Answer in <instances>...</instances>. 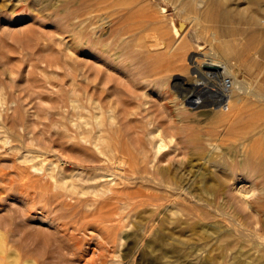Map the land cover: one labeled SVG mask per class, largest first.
<instances>
[{
    "label": "rangeland",
    "instance_id": "obj_1",
    "mask_svg": "<svg viewBox=\"0 0 264 264\" xmlns=\"http://www.w3.org/2000/svg\"><path fill=\"white\" fill-rule=\"evenodd\" d=\"M15 1L0 0V264H83L74 249L76 242H80L82 250L86 243L94 248L106 247L108 258L112 261L108 264H130L131 261V264H264V249L262 247L260 250V245L254 239L258 232L264 238V232H261L264 231L261 230L264 224L259 222H264V216H255L256 212L247 205L253 196H264L259 190H253L259 189L260 183L264 184L262 172L256 175V172L247 169L243 173L253 176L252 179L248 176L244 178L245 175L241 174L235 182L218 188L205 169H199L195 175H187L196 187H192L189 200L193 201V193L200 190L196 198H201L203 194L207 198H202L205 203L215 209L209 211L208 221L196 220V216L191 217L195 218L193 220L190 216H181V211L172 214L169 209L156 208L164 200L158 203L153 200L155 205L151 204L153 201H146V206L143 203L135 207L130 206L131 201L126 197V194H134L143 188L144 193L147 190L161 193L157 188L162 183H172L169 186L173 189V180L180 183L184 179L185 175L180 173H187L190 169L194 171V168L202 166L201 159L197 157L206 156L203 153H208L209 149H216L215 154L227 149L226 153H222L227 159L229 157V165L232 161V168L245 163V157L241 159V156L244 153L246 156L250 151L247 146L251 145L252 148L255 143L264 154V119L249 125L247 119L253 116L245 112L251 106H246L245 111L230 123L226 114L234 113L233 109L237 112L232 105L227 111L215 109L205 115L191 109L193 106L184 99V95H189L195 84L194 69L198 65L203 70V54L215 55L217 61L228 63L231 72H237L239 80L249 81L250 93L242 95L244 100L257 104L252 94L264 99V52L249 46V38L254 32L264 41V0H140L141 3L136 0L129 2L131 5L119 4L121 6L112 7L108 12L103 11L102 16L100 13L94 14L100 15L91 18H97V22L93 20L94 23H90L93 22L91 19L84 20L82 16L83 20L81 17H71L74 16L71 13L79 8L77 0H39L42 3L38 8L28 2ZM210 3L214 11L208 9ZM128 7H133L131 9L136 13L132 19L122 18L126 16L125 12H130ZM218 7L224 10L221 9V12ZM114 10L124 16H117ZM207 10L210 13L207 14ZM228 15L233 18L230 19ZM100 17L104 22L102 26ZM77 20L82 23L76 25ZM174 28L180 37L176 36ZM84 35L86 37L81 38ZM87 40H95L96 45L84 51L82 44ZM261 40L256 46L264 45ZM221 47L228 53L221 52ZM195 52L201 54L200 59L195 61L198 64L189 60ZM220 53L229 56L224 57ZM256 72L259 73L255 75ZM73 86L80 92L86 91L93 101L86 96L74 100L70 95ZM92 103L99 104L101 114H97L98 109L94 108L96 104ZM97 115L100 116L96 118ZM110 117H113L112 122ZM112 127L121 129L125 135L120 134V141L124 146L135 149L134 152L143 149L141 144L146 146L145 149H150L146 150L149 157L147 161L152 158L148 133L151 129L159 132L163 150L151 164L147 162L153 175H143L147 177L143 181L137 175L120 174L121 170L101 151L103 144L112 139V134H117L111 131ZM230 127L239 133L230 130ZM210 145L215 148L212 149ZM229 149L242 154L234 155ZM239 149L242 151H237ZM35 154L44 160L41 171L29 169L33 165L31 156ZM235 156L239 157L238 162ZM261 157L264 159V155H261L256 158L257 161ZM241 160L242 163H239ZM43 170L54 175L44 188L38 187ZM157 172L161 173L157 175ZM27 175L35 180L34 186H31H36L35 190L26 187ZM23 182L25 184H21ZM206 183L215 187L207 190L210 186ZM37 187L42 190H37ZM39 193L62 194L66 206L55 211L57 201H50ZM214 196L220 199L219 203H216L217 199L215 202L219 204V209L212 202L215 201ZM208 200L211 201L208 203ZM227 205L231 207L226 208ZM101 206L110 211L113 220H100L98 210ZM236 210L242 212L241 217ZM56 212L74 213L66 218V224L62 226L61 220L54 219ZM216 212H220L219 215ZM178 218L182 222L179 223ZM224 218L225 222L221 220ZM227 218L233 223H242L246 232L228 231L232 229L226 227L229 224L227 222H230L226 221ZM145 223L148 228L152 224L153 230H160H157L159 233L155 232L158 234V248L161 247L163 252L168 249V252L157 253V245L151 244L153 249L145 241V252L144 249L141 252L146 256L140 258L141 254L136 252L135 239L140 234L141 224ZM184 227L192 229L185 230ZM207 230L211 231L208 233L210 237ZM155 233L148 234L147 240H152ZM186 234L193 238L189 236V239ZM239 234L244 236L237 237ZM205 235L210 244L203 239ZM228 236H234L238 241L232 237L228 239ZM224 238L229 242L232 239L231 243L228 244ZM213 241H218V244L215 245ZM249 241L251 245L247 244ZM206 243L209 244L208 248ZM199 245L202 247L198 248Z\"/></svg>",
    "mask_w": 264,
    "mask_h": 264
},
{
    "label": "bare ground",
    "instance_id": "obj_2",
    "mask_svg": "<svg viewBox=\"0 0 264 264\" xmlns=\"http://www.w3.org/2000/svg\"><path fill=\"white\" fill-rule=\"evenodd\" d=\"M9 1H12V0H8V2ZM28 2V4L30 3V4H32V6H36V8H38L37 6L38 5H40L41 3H40V1L39 0H16L15 2ZM136 0H77V2H79V8L74 12V13H71V15L73 14L74 16H71L72 18L74 17H76V19H78V18H80L81 16L82 17H84V20H90L92 17H99L100 15H101V12H103V11H106V12H108V11H110L109 9H111L112 7H116L117 5L118 6H121V5H119V4H130L129 2H131V3H133V2H135ZM140 3H141V1L140 0H138ZM5 2H7V1H5ZM139 2H137V4H139ZM218 2V1H217ZM13 3V2H12ZM212 3V2H211ZM211 3L210 4H208V9L209 8H211ZM219 3V2H218ZM127 4V5H128ZM136 4V5H137ZM15 4H13V6H14ZM131 5V4H130ZM213 5L215 6L216 4H214V2H213ZM219 5V4H218ZM217 5V6H218ZM221 5V4H220ZM31 6V7H32ZM138 6V5H137ZM214 6H212V7H214ZM130 7V6H129ZM128 7V9L130 10V12L128 13V9L126 10L127 11V13L125 12V10H124V12H125V17H122V18H129V19H132L131 17H133L136 13L134 12V11H132V10H134V9H137V8H135L134 6V9H131V8H133V7H131V8H129ZM223 7V6H222ZM222 7H218V8H220V10L222 9ZM34 8V7H33ZM35 8V9H36ZM124 8H126V7H124ZM123 7H122V9H124ZM214 8H216V6L214 7ZM40 9V8H39ZM108 10V11H107ZM222 10H224V9H222ZM222 10H221V12H222ZM40 11V10H39ZM115 11V10H114ZM211 11H214L213 10V8H211ZM132 12V13H131ZM207 12V14L208 13H210V11L209 10H207L206 11ZM96 13H100V15L99 16H94V14H96ZM105 13V12H104ZM103 13V14H104ZM117 16H124L123 14H121V13H119V12H117L116 13V11L114 12ZM225 14V13H224ZM236 14V13H235ZM68 15V14H67ZM104 15H107V13L106 14H104ZM109 15H111V14H109ZM113 15V14H112ZM219 15H221V14H219ZM102 16V15H101ZM115 16V15H114ZM224 15H223V13H222V15H221V17H223ZM229 17H230V15H228ZM235 16V15H234ZM82 17H81V19H82ZM104 17H107L108 18V16H104ZM110 17V16H109ZM135 17V16H134ZM93 18V20H97V18L96 19H94ZM225 18V17H224ZM233 18V17H232ZM231 17H230V19H232ZM110 20H111V22H112V19L111 18H109ZM113 19H116V17L115 18H113ZM222 19V18H221ZM75 20V19H74ZM83 20V19H82ZM92 20V19H91ZM92 20V21H93ZM100 20L102 21V23H101V26L104 24V22H103V19H101V17H100ZM227 20V19H226ZM99 21V20H98ZM109 21V20H108ZM230 21V20H229ZM76 22H78V20L76 21ZM97 22V21H96ZM95 22V23H96ZM100 22V21H99ZM99 22H98V24H99ZM118 22V21H117ZM226 22V21H225ZM228 22V21H227ZM82 23V22H81ZM80 22H78V23H76V25L77 24H81ZM90 23H94V21L93 22H90ZM108 23V22H107ZM106 23V24H107ZM115 23V22H114ZM100 26V25H99ZM107 26V25H106ZM96 26H93V28H95ZM92 27H91V29H93ZM99 28H102V27H99ZM99 28L97 29V30H99ZM65 31V30H64ZM96 31V30H95ZM174 33L176 34V36L177 37H180V35H178V31L174 28ZM61 32H63L62 30H61ZM93 32V31H92ZM86 33V32H85ZM84 34V33H83ZM88 34V33H87ZM86 35V34H85ZM82 36L81 38H85L86 36ZM99 35V34H98ZM81 38H79L80 40H82ZM93 38V37H92ZM95 38H97V37H95ZM95 38H93V39H95ZM264 38V37H263ZM77 39V38H76ZM98 39V38H97ZM84 40V39H83ZM99 40V39H98ZM259 40H261V37H260V35H258L257 33H252L251 34V36H250V38H249V46H251V48L252 49H256V51H257V49H259L260 48V50H261V52H264V45L262 44L264 41H262V45L261 46H256L257 45V43H259L260 41ZM98 42V41H97ZM82 43V42H81ZM99 43V42H98ZM97 43V44H98ZM102 43V42H101ZM103 43H104V41H103ZM82 45H84V51H87V50H90V49H92V48H94L95 47V45H96V41L94 40V41H90V40H87L84 44H82ZM104 45H106V44H104ZM101 46V45H100ZM223 47H221V52L223 51H226V52H224V54L225 53H228L227 51L228 50H224L225 48H223ZM227 49V48H226ZM104 52V51H103ZM177 54H178V52H177ZM220 54H222L221 56H223L224 54L223 53H220ZM259 54H260V52H259ZM258 54V55H259ZM262 54V53H261ZM175 55V54H174ZM208 54H203L202 55V57L204 58L203 59V65H202V67H203V70H201V66L199 67L198 65H197V68H195L194 69V79L193 80H195V84L193 83V85H192V87H191V89H192V92H190L189 93V95H184V99H185V102L186 103H188L189 105H192L193 107L191 108V109H195V110H197L198 112H201V114H207V112H209V111H211V110H215V109H218V110H222L223 111V109H224V111H227V110H229V105H232L233 107H235V109L237 110V112L233 109V111L232 112H234V113H231V114H226L227 116V120H228V122H230V123H232V121L235 119V118H238V115L240 116V114L241 113H243L244 111H245V108H246V106H251L250 108H248V109H246V112L245 113H249L250 115H252L253 116V118L251 119V118H249V119H251V120H249V119H247L248 121H249V125H254L255 123H257V122H259V120H263L264 119V99L263 98H261V97H259L258 95H256V94H252L253 96V98H255V100L253 99V101H256L255 103H257V104H250L249 102H247L246 100H244V98H243V96L242 95H246L245 93H250V87H251V85L249 86V81L247 82L246 80H239L238 78H237V76L236 75H238V74H236V73H233V72H231V70L228 68V66L229 65H227V64H225L223 61H217V57L215 56V55H208ZM228 54H226V55H224V57H226ZM101 56H103V55H101ZM199 56H201V54L199 53V52H195V53H193L192 55H190V57H189V60L193 63V62H195V61H198L197 59H200V57ZM229 56V55H228ZM206 57V58H205ZM259 57H261V56H259ZM102 58V57H101ZM207 58H209V59H207ZM262 58V57H261ZM263 58H264V55H263ZM262 58V59H263ZM102 59H104V58H102ZM226 59V58H225ZM177 60V59H176ZM200 61H202V58H201V60ZM221 62H223V63H221ZM196 63V62H195ZM196 64H198V63H196ZM196 64H194V65H196ZM191 65H193V64H191ZM193 65V66H194ZM263 67V66H262ZM261 67V68H262ZM261 68H260V71H261ZM264 68V67H263ZM71 69H73V68H71ZM258 71H259V69H258ZM263 72V71H262ZM257 73H259V72H256V74L255 75H257ZM260 74H261V72H260ZM259 74V75H260ZM224 75H226V76H228L230 79H231V89L229 90V91H225V90H223L220 86H214L212 83L215 81V80H217V77H220V76H224ZM254 75V76H255ZM258 75V76H259ZM253 76V77H254ZM258 76H256V77H258ZM261 76V75H260ZM255 77V78H256ZM262 77V76H261ZM260 79V78H259ZM191 80V79H190ZM258 80V79H257ZM257 80H255V82L257 81ZM192 81V80H191ZM262 81V80H261ZM261 81H259V82H261ZM193 82V81H192ZM192 84V83H191ZM181 85V84H180ZM182 86H183V84H182ZM191 86V85H190ZM181 87V86H180ZM213 87V88H212ZM190 88V87H189ZM72 92H70V95H72V97L74 98V100H76L77 99V97H81V96H86L85 98H88L90 101H93L92 99H91V97L89 96V95H87L86 93V91H78V88H76L75 86H73V88H72V90H71ZM255 91V90H254ZM261 94H263L262 92H261ZM89 96V97H88ZM250 96V95H249ZM251 97V96H250ZM249 97V98H250ZM251 97V98H252ZM197 100H199V101H197ZM252 100V99H251ZM92 104H96V103H92ZM94 108L95 109H98V112H97V114H101L102 113V111H101V107L99 106V104L97 103L95 106H94ZM19 109V108H18ZM20 112V110H18V113ZM8 114V113H7ZM20 115V114H19ZM9 116V115H8ZM100 115H97L96 116V118H98ZM5 117V115H3V118ZM16 117H18V116H16ZM4 120V119H3ZM112 120H113V117H110V122H112ZM264 121V120H263ZM244 122H246V120L244 121ZM238 123V122H237ZM1 124V123H0ZM6 124V123H5ZM7 124H8V122H7ZM7 124H6V126H7ZM244 124V123H243ZM247 124V123H246ZM239 125H242V124H239ZM238 125V126H239ZM260 125V124H259ZM15 126H16V124H15ZM19 126V125H18ZM244 126H245V124H244ZM243 125H242V127H244ZM10 127H12V126H10ZM139 127H140V125H139ZM241 127V128H242ZM251 127H253V126H251ZM2 128V127H1ZM228 128V127H227ZM233 128V127H232ZM231 127H230V130H233ZM238 128V127H237ZM13 129V128H12ZM16 129V128H15ZM124 129V128H123ZM126 129V128H125ZM245 129V128H244ZM247 129V128H246ZM250 129H252V128H250ZM22 130V129H21ZM100 131H101V129H99ZM227 130V129H226ZM237 130V129H236ZM236 130H233V131H235L236 132V134H238L239 132H237ZM238 130H239V128H238ZM256 130H257V127H256ZM15 131H18V130H15ZM111 131L112 132H116L117 134H112L113 135V137H111L112 139L111 140H109L108 142H106L105 144H103V146H102V148H101V151L103 152V153H105L109 158H111V161L113 162V164L114 165H116L117 166V168H119V170H121V175H137V176H139V177H137V178H140V179H142L143 181L147 178V177H145V176H143V175H153V173H152V171L151 170H149V168H148V164H147V162L149 161V163L151 162V161H153V159H155L154 157H156L158 154H160L161 153V151L163 150V147H162V145H161V141H162V139H161V137L159 136V132L156 130V129H151L150 131H149V133H148V137H149V139H150V146H151V149H152V154H151V157L152 158H150V160H148L147 161V159L149 158L148 157V151H146V150H150V149H145L144 147H146V146H142V144H141V148L143 147V149H137L135 152H134V150L133 149H131V148H129V147H127V145H123L122 144V142L120 141V134L122 135V131H121V129L120 128H111ZM125 131V130H124ZM241 131H243V130H241ZM249 131H251V130H249ZM253 131V130H252ZM251 131V132H252ZM258 131H259V129H258ZM261 131V130H260ZM2 132V131H1ZM138 132V131H137ZM12 133V132H11ZM10 133V134H11ZM241 133V132H240ZM242 133H244V132H242ZM246 133V132H245ZM256 133V132H255ZM261 133H263V132H261ZM235 134V133H234ZM123 135H125L124 133H123ZM264 135V134H263ZM142 140H143V138H142ZM143 142V141H142ZM124 143V142H123ZM138 144V143H137ZM134 146H135V144H134ZM139 146V145H138ZM251 146V145H250ZM250 146H247V148H249L250 149V151L248 152V154L246 155V156H244V154H243V157L241 156V159L243 158L244 159V157H245V159H246V157H247V159L245 160H243L245 163H246V165H245V163H243L244 164V166H242L243 164H238V166H235L236 168H232L231 166H232V161L230 162L231 164L229 165L228 163H229V161L227 162V160H230L229 159V157H228V159H227V157H225L226 155H225V153L227 152V149H226V151H222V149H221V153H216L215 154V152H217V151H215L216 149H213V148H215V147H213L212 148V146L210 145V147L213 149V150H210L209 148H207V149H209V151H208V153H203L204 152V150H206V149H204L203 150V154H207L206 156L204 155V157H202V158H198L197 157V159H201V167H198V168H194L195 170L193 171L192 169H190L189 170V172L187 171V173H186V171H182L183 173L181 174L180 173V175H185L184 176V179L180 182V183H176L177 182V180H173V181H175V186H174V188L172 189L171 188V186H169L170 184H172V183H170V184H166V183H160L161 185L157 188L158 190V192H161V193H153V192H150L149 190H147L145 193H144V188L143 189H141L140 191H143V192H140V191H138V192H135L134 194H126V197L127 198H129V201H131L129 204H130V206H135L136 207V204H143L144 203V205L146 204L145 202L146 201H153V200H155L156 202L157 201H161V200H164L165 202L164 203H159L158 205L159 206H156V208H165L166 210H168L169 209V211H172V214L174 213H176V214H178L177 212H179V211H183L182 213L181 212H179L180 213V215L181 216H184V217H189L190 216V218L192 217V216H196V220L197 219H201V220H209L208 219V216H209V211L210 210H214L215 211V209H211L212 207H210L209 206V204H207V203H205V200L207 199L203 194H201V198H196L197 196H199V195H197L196 193H197V191H195L193 194H195V195H193V196H195V197H193V201H191V200H189V198H191L192 196H190L191 195V191H192V187H195V186H193L194 184H192V181H191V177H188L187 175H195L194 173L195 172H197V171H199V169H205L206 171H207V174L208 175H211L212 176V181H213V183H215L216 184V186H217V188H218V186H221V185H223V186H228L229 184H231V183H233L232 181H234L235 182V180H236V178L237 177H239V175H241V174H243V175H245L244 176V178L246 177V176H248L247 174H244V173H246L247 171V169H251L250 171H252L253 173L254 172H256V175H257V172H262L263 174H264V159L262 158V159H259V161H257V159L262 155H264V154H262L263 153V151L261 150V148H258L256 145H255V143L253 144V146H252V148L250 147ZM241 147V146H240ZM132 148H133V146H132ZM150 148V147H149ZM242 148V147H241ZM243 148H245V146L243 147ZM242 148V149H243ZM218 149V148H217ZM242 149H239V150H237V151H242ZM248 149V150H249ZM230 151H231V149H229ZM247 150V149H246ZM245 150V152L247 153V151ZM215 151V152H214ZM236 151V150H235ZM234 150H232L231 152L232 153H234L235 152ZM10 152V151H9ZM167 152V151H166ZM222 152H225V153H222ZM262 152V153H261ZM170 153V152H169ZM168 153V154H169ZM228 153H230V152H228ZM162 154H163V152H162ZM168 154H167V156H168ZM237 155V154H242V153H240V152H238V153H234V155ZM201 155V154H200ZM199 155V156H200ZM228 155V154H227ZM230 155V154H229ZM232 155V154H231ZM260 155V156H259ZM162 156V155H161ZM163 156H164V154H163ZM166 156V155H165ZM201 156H203V155H201ZM160 157V156H159ZM236 158H237V162H238V156H235ZM258 157V158H257ZM162 158V157H161ZM165 158H167V157H165ZM164 158V159H165ZM232 158H233V156H232ZM231 158V159H232ZM257 158V159H256ZM160 159V158H159ZM171 159H173L172 157H171ZM196 159V158H195ZM196 159V160H197ZM30 160H33V165L32 166H30L29 167V169L30 168H32V169H34V170H37V171H41V169H42V167H43V165H44V160H43V158H41L40 157V155H38V154H35V155H32L31 156V159ZM161 160V159H160ZM160 160L159 161H157V162H160ZM240 160V159H239ZM188 161V160H187ZM186 161V162H187ZM190 161V160H189ZM182 162V161H181ZM192 162V161H191ZM194 162V161H193ZM235 162V161H234ZM242 163V160L241 161H239V163ZM188 163V162H187ZM151 164V163H150ZM170 164H172V163H170ZM180 164V163H179ZM183 164V163H182ZM186 164V163H185ZM189 164V163H188ZM190 164H192V163H190ZM199 164V163H198ZM184 165V164H183ZM187 165V164H186ZM192 166V165H191ZM190 166V167H191ZM197 166V165H196ZM181 167V166H180ZM192 167H195V166H192ZM245 167V168H244ZM162 168H164V167H162ZM171 168V167H170ZM183 168V167H182ZM181 168V169H182ZM187 168H189V167H187ZM186 168V169H187ZM46 170V169H45ZM248 170V171H249ZM23 171H25V170H23ZM176 170L174 169L173 170V172H175ZM178 171V170H177ZM206 171H204V172H206ZM241 171H242V173H241ZM26 173L28 172L27 171V169H26V171H25ZM163 172V174H164V171H162ZM167 172V171H166ZM169 172V171H168ZM172 172V173H173ZM190 172H192V174H189ZM244 172V173H243ZM2 173V172H1ZM159 173H161V172H159ZM158 172H157V175L159 174ZM262 173H259V174H262ZM28 174V173H27ZM167 174V173H166ZM175 174V173H174ZM176 174H177V172H176ZM207 174H204V175H207ZM251 174V173H250ZM249 174V175H250ZM258 174V175H259ZM4 175V174H3ZM23 175V174H22ZM108 175H111V174H108ZM178 175V174H177ZM196 175H198V174H196ZM252 175V174H251ZM254 175V177H256V175L255 174H253ZM20 176V175H19ZM26 176V175H25ZM54 177V175L53 174H50V173H47V172H44V170H43V175H41L40 177H39V180H38V183H40V185H38V187L39 186H45V185H49V183H50V180H49V178H53ZM240 177H242V176H240ZM249 178L251 177V176H248ZM253 177V176H252ZM252 177H251V179H252ZM260 176H258V178H259ZM203 178V177H202ZM207 178V177H206ZM209 178H210V176H209ZM247 178V177H246ZM258 178H256V180L258 179ZM19 179V178H18ZM25 179V178H24ZM194 179V178H193ZM262 180H264V177H262L261 178ZM27 181H26V184H28V186H26V187H30V188H32L34 185L33 184H35V180L33 179V177H31L30 175H27V179H26ZM209 180V179H208ZM238 180V179H237ZM261 180V181H262ZM21 181H23V179L21 180ZM146 181H148V180H146ZM25 182V181H24ZM21 183V184H25V183ZM162 182V181H161ZM210 182V181H209ZM249 183H250V181H248ZM252 182V181H251ZM254 182H255V180H254ZM258 182V181H257ZM256 182V183H257ZM260 182V181H259ZM262 182H264V181H262ZM10 183V182H9ZM37 183V182H36ZM37 183V184H38ZM61 183H63L62 181H61ZM148 183V182H147ZM212 183V184H213ZM142 184V183H141ZM154 184V183H153ZM200 184H202V183H200ZM206 184H209V186H210V183H206ZM252 184V183H251ZM257 184H259V183H257ZM261 185V187L259 188V189H257V188H255V189H253V190H259L261 193H264V184L262 185V183H260ZM47 185V186H48ZM143 185V184H142ZM141 185V186H142ZM155 185H156V183H155ZM32 186V187H31ZM151 186H153V185H151ZM208 186V187H209ZM20 187H21V185H20ZM22 187H24L25 188V185H23ZM38 187H37V190H39L38 189ZM140 187V186H139ZM215 187V185H213V186H210L209 187V189H207V187H205L207 190H211L210 188H214ZM254 187V186H253ZM35 189H36V186L34 187ZM34 188H32V189H34ZM44 188V187H43ZM141 188V187H140ZM149 188V187H148ZM152 188V187H151ZM155 188H156V186H155ZM196 188V187H195ZM195 188L193 189V190H195ZM19 189V188H18ZM26 189H28V188H26ZM34 189V190H35ZM150 189V188H149ZM40 190H42V189H40ZM219 190V189H218ZM217 190V191H218ZM22 190H21V188H20V192H21ZM26 191V190H25ZM25 191H23V193H25ZM136 191V190H135ZM152 191H153V189H152ZM200 191V190H199ZM198 191V192H199ZM202 191V190H201ZM30 192V191H29ZM156 192V191H155ZM204 192V191H203ZM206 192V191H205ZM215 192V191H214ZM221 192V191H220ZM208 193V192H207ZM32 194V193H31ZM42 195V196H44V197H46V198H48V200H50V201H57V206H56V208H55V211H59L60 209H62V208H64L65 206H66V204L63 202V196H62V194H55V193H53V194H46V193H39V195ZM44 194H46L47 196H45ZM200 194V193H199ZM211 194V193H210ZM216 194V193H215ZM221 194V193H220ZM27 195V194H26ZM49 195V196H48ZM197 195V196H196ZM209 195V194H208ZM217 195H219V192H217ZM257 195H259V194H257ZM262 195V194H261ZM211 196V195H210ZM212 196H213V192H212ZM220 196V195H219ZM218 196V197H219ZM204 197V199H202ZM215 197H217V196H214V198ZM210 198V197H209ZM212 198V197H211ZM220 198H221V196H220ZM253 198H255V199H253ZM253 198H251V202L249 201V203L247 202V205L252 209V210H254L256 213L255 214H257V215H255V216H259V215H263L264 216V196H263V198L262 197H260V196H253ZM135 199L137 200V199H139V200H137V201H135ZM180 199V200H179ZM217 198H215L214 200L215 201H213L212 200V202H214V204H215V202L216 203H219L220 201V199H217ZM247 200V199H246ZM245 200V201H246ZM211 201V200H210ZM209 200H208V203L210 202ZM156 202H155V204H156ZM49 203H51V202H49ZM154 203V201L151 203L152 205H155V204H153ZM158 203V202H157ZM222 203V202H221ZM107 204V203H106ZM212 204V203H211ZM224 203H222V206H224L223 205ZM46 205V204H45ZM138 205H137V207H138ZM148 205H150V204H148ZM215 205H218V207H216V208H218L219 209V204H215ZM221 205V204H220ZM51 205H49V207H50ZM142 206V205H141ZM146 206V205H145ZM151 206V205H150ZM221 206V207H222ZM45 207H47V206H45ZM135 207L133 208V209H135ZM226 208L227 207H231V205H227V206H225ZM50 208H52V207H50ZM132 208V207H131ZM226 208H225V210H226ZM241 208V207H240ZM104 206H101L100 208H99V210H98V215H99V217H100V220L102 221V220H105V221H111V220H113L114 218L112 217V216H110L109 214H110V211H108V209H104ZM217 209V211H219ZM246 209H248V207L246 208ZM53 210H54V208H53ZM228 210V209H227ZM242 210H243V208H242ZM249 210V209H248ZM52 211V210H51ZM54 211V212H55ZM254 211H251L252 213L254 212ZM53 212V211H52ZM222 212H224V211H222ZM221 212V213H222ZM228 212V211H227ZM226 212V213H227ZM231 212H233V211H231ZM235 212V211H234ZM236 212H237V215H238V213L240 212V211H238V210H236ZM57 213V212H56ZM55 213V214H56ZM74 212H58L57 213V215L54 217V219L55 220H61V225L62 226H64L65 224H66V218H68L69 216H70V214H73ZM215 213V212H214ZM213 213V214H214ZM216 213H218V215H219V213L220 212H216ZM230 213V212H229ZM183 214V215H182ZM213 214H211V216L213 215ZM222 214H225V213H222ZM232 214V213H231ZM234 214V213H233ZM240 214V217H241V215H242V212L241 213H239ZM180 215L178 216V217H180ZM218 215H216V216H218ZM236 215V216H237ZM233 216V215H232ZM214 217H215V215H214ZM220 217H222V216H220ZM224 217H227V216H224ZM229 217V216H228ZM234 217H235V214H234ZM238 217V216H237ZM260 217H262V216H260ZM259 217V218H260ZM223 218V217H222ZM230 218V217H229ZM243 218V217H242ZM242 218H239V219H242ZM258 218V217H257ZM179 219V218H178ZM177 219V221L180 223V222H182V220L180 221V219L178 220ZM189 219V218H188ZM192 220L193 219H195V218H191ZM191 219H189L190 221H192ZM219 219V218H218ZM196 220L195 221H193L194 223L196 222ZM216 220H217V218H216ZM221 220H223L224 222H225V218L224 219H221ZM234 220H236V219H234ZM238 220V219H237ZM243 220V219H242ZM184 221H186V220H184ZM198 221H200V220H198ZM197 221V222H198ZM213 221V220H212ZM215 221V220H214ZM213 221V222H214ZM218 221H220V220H218ZM223 221H220V222H222L223 223ZM226 221H230V220H228V218H227V220ZM232 221V220H231ZM227 222V223H229V224H227L226 225V227H230V228H228V229H232V230H228V231H238V233H243L244 231L246 232V228H244L241 224L242 223H233V222ZM240 221V220H239ZM259 221V220H258ZM187 222V221H186ZM185 222V223H186ZM193 222L192 223H190V222H188L190 225L191 224H193ZM237 222V221H236ZM243 222V221H242ZM247 222V221H246ZM245 222V223H246ZM260 222V224H261V222L264 224V222L263 221H259ZM198 223H201V221L200 222H198ZM216 223V222H215ZM189 224H187V226H189ZM197 224V223H196ZM142 225V227H140V229H139V236L135 239V245H136V252H138V254L141 256L140 258H142L143 256H146V254L144 255V253L143 252H141V250L143 251V247L145 246V241L147 242V245L148 246H150L151 244L152 245H154V246H156L157 248H155L156 250H157V253L159 252V251H161V253H166V252H168V249H166L164 252H163V250H161V247L160 248H158L159 247V245H158V234H156V233H159L158 231H160V230H156L155 231V229L153 230V225L151 224V226H149V228L148 227H146V226H148V225H146V223L145 224H141ZM150 225V224H149ZM177 225H178V223H177ZM203 225V224H202ZM217 225H218V223H217ZM245 225V224H244ZM248 225H252V224H248ZM257 225V224H256ZM255 225V226H256ZM258 225H259V223H258ZM155 226V225H154ZM181 226V225H180ZM193 226V225H192ZM192 226H190V227H192ZM198 226V225H197ZM206 226V225H205ZM208 226H209V224H208ZM262 227V229L261 230H263L264 229V225H261ZM186 227V226H185ZM185 227L183 228V229H185ZM200 227V226H199ZM202 227H204V226H202ZM219 227H220V229H221V226L219 225ZM259 227V226H258ZM155 228V227H154ZM171 228H173V227H171ZM192 228H195L196 229V227L195 226H193ZM192 228H188L189 230L190 229H192ZM211 228V227H210ZM187 228L185 229V230H188ZM203 229H205V228H203ZM219 229V228H218ZM259 229H260V227H259ZM153 230V231H152ZM242 230V231H241ZM170 231H172V230H170ZM206 231V230H205ZM213 231V230H212ZM214 231H219V230H214ZM221 231H223V230H221ZM226 231V230H225ZM156 232V233H155ZM187 232V231H186ZM210 233H211V231H209ZM208 232V230H207V235L209 236V233ZM261 232H264V231H261ZM156 234V236L155 237H153V239L151 240V238H150V241L149 240H147V235L148 234H151V235H153V234ZM188 233V232H187ZM212 233H214V232H212ZM216 233H218V232H216ZM191 234V233H190ZM206 234V233H205ZM245 234V233H244ZM247 234V233H246ZM258 235H255V240L257 241V244H258V248L260 249V248H262L263 247V249H264V238H263V236H260L259 235V232L257 233ZM264 234V233H263ZM207 235H205L206 237H204L203 239L204 240H206L208 243H209V240L208 239H205V238H208L207 237ZM215 235V234H214ZM213 235V236H214ZM218 235H219V233H218ZM222 235V232H221V234H220V236ZM228 235V234H227ZM227 235H225L224 237H226ZM230 235V234H229ZM233 235H235V234H233ZM240 235H243V234H239V235H237V237H240ZM251 235V234H250ZM249 235V236H250ZM161 236V235H160ZM159 236V237H160ZM165 236H167V235H165ZM164 236V237H165ZM170 236V235H169ZM186 236H188V234H186ZM189 236H191V235H189ZM188 236V237H189ZM212 236V237H213ZM217 236V235H216ZM215 236V237H216ZM236 236V235H235ZM244 236V235H243ZM168 237V236H167ZM192 237V236H191ZM210 237V236H209ZM214 237V238H215ZM223 237V236H222ZM222 237H219V240H222L221 238ZM230 237H232L233 239L235 238V241H238V239L236 238V237H234V236H230ZM229 236H228V239L230 238ZM161 238H162V236H161ZM193 238V237H192ZM201 238H202V236H201ZM201 238H199V240H201ZM162 239H164V238H162ZM168 239V238H167ZM189 239H190V237H189ZM209 239H211V238H209ZM224 239H226V238H224ZM237 239V240H236ZM243 239V238H242ZM249 239V238H248ZM248 239H245V240H248ZM160 240V239H159ZM212 240H213V238H212ZM216 240H218V239H215V241ZM227 240V239H226ZM232 240V239H231ZM231 240H230V242L227 240L226 242H228V244L229 243H231ZM241 240V239H240ZM155 241V242H154ZM163 240H161L160 242H162ZM166 241V240H165ZM243 241V240H242ZM251 241V240H250ZM250 241H249V243L247 242V244H249V245H251V243H250ZM164 242V241H163ZM211 242V241H210ZM214 242V241H213ZM218 242V241H217ZM217 242H214L215 243V245H217L218 243ZM233 242V241H232ZM243 242H245V241H243ZM179 243V242H178ZM180 243H187L186 241L185 242H182V241H180ZM193 243H195V241L193 242ZM205 243V242H204ZM203 243V244H204ZM165 244V243H164ZM188 244V243H187ZM186 244V245H187ZM197 244H199V243H197ZM210 244V243H209ZM208 244V245H209ZM227 244V245H228ZM144 245V246H143ZM174 245V244H173ZM182 245V244H181ZM186 245H183L182 247H184V246H186ZM202 245V244H201ZM207 245V243H206V248H208L209 246ZM142 246V247H141ZM154 246H150L151 248H153L154 249ZM164 246V245H163ZM162 246V247H163ZM189 246H193V245H189ZM200 246V245H199ZM203 246H205V245H203ZM208 246V247H207ZM165 247V246H164ZM163 247V248H164ZM174 247H175V245H174ZM180 247V246H179ZM186 247H188V246H186ZM185 247V248H186ZM195 247H196V245H195ZM202 246H200V247H198V248H201ZM211 247H213V246H211ZM254 248L255 246H251V248ZM257 247V246H256ZM142 248V249H141ZM147 248V247H146ZM149 248V247H148ZM150 248V249H151ZM177 248V247H176ZM175 248V250H177ZM188 248H190V247H188ZM258 248H256V249H258ZM74 249L79 253V257H80V259H81V261H82V263L83 264H108L109 262H112L109 258H108V254H107V251H108V249L105 247L104 249H102V247H92L91 246V244L90 243H86V247H84V250H82V248H81V244H80V242H76V244H75V247H74ZM107 249V250H106ZM153 249L151 250V251H153ZM171 249H174V248H171ZM171 249L169 250V251H171ZM211 249V248H210ZM209 249V250H210ZM183 250H187V249H183ZM194 250V249H193ZM195 250H196V248H195ZM199 249H197V251H198ZM207 250V249H206ZM261 250V249H260ZM146 251H148V250H146ZM174 251V250H173ZM178 251V250H177ZM144 252H145V249H144ZM154 252H156V251H154ZM172 252V251H171ZM200 252V251H199ZM203 252H205V250L203 251ZM209 252V251H208ZM208 252H206V253H208ZM211 252H212V250H211ZM260 252H262V251H260ZM82 253V254H81ZM151 253V252H150ZM160 253V252H159ZM174 253V252H173ZM173 253H171V254H173ZM192 253V252H191ZM202 253V252H201ZM263 253H264V251H263ZM169 254V253H168ZM176 254V253H175ZM187 254V253H186ZM196 254H198V252L196 253ZM195 254V255H196ZM147 255H148V253H147ZM154 255L156 256V254L154 253ZM164 255V254H163ZM180 255H181V253H180ZM209 255H211V254H209ZM157 257V256H156ZM130 264L131 263H133L132 261L131 262H129ZM32 264V263H31ZM34 264V263H33Z\"/></svg>",
    "mask_w": 264,
    "mask_h": 264
},
{
    "label": "built area",
    "instance_id": "obj_3",
    "mask_svg": "<svg viewBox=\"0 0 264 264\" xmlns=\"http://www.w3.org/2000/svg\"><path fill=\"white\" fill-rule=\"evenodd\" d=\"M212 84L216 87L220 86L225 91H229L232 86L231 79L226 75L217 77V80H215Z\"/></svg>",
    "mask_w": 264,
    "mask_h": 264
}]
</instances>
